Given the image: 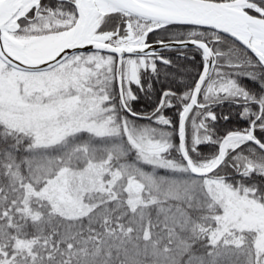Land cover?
Returning a JSON list of instances; mask_svg holds the SVG:
<instances>
[{"label":"snow or ice","instance_id":"1","mask_svg":"<svg viewBox=\"0 0 264 264\" xmlns=\"http://www.w3.org/2000/svg\"><path fill=\"white\" fill-rule=\"evenodd\" d=\"M0 264H264V0H0Z\"/></svg>","mask_w":264,"mask_h":264},{"label":"trees","instance_id":"2","mask_svg":"<svg viewBox=\"0 0 264 264\" xmlns=\"http://www.w3.org/2000/svg\"><path fill=\"white\" fill-rule=\"evenodd\" d=\"M145 103H146V102H142V103L140 104V110H142V111L146 110V109H145Z\"/></svg>","mask_w":264,"mask_h":264}]
</instances>
